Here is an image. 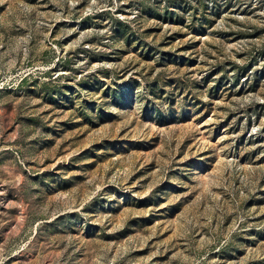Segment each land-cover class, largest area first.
Instances as JSON below:
<instances>
[{
	"label": "rangeland",
	"instance_id": "374dc122",
	"mask_svg": "<svg viewBox=\"0 0 264 264\" xmlns=\"http://www.w3.org/2000/svg\"><path fill=\"white\" fill-rule=\"evenodd\" d=\"M0 264H264V0H0Z\"/></svg>",
	"mask_w": 264,
	"mask_h": 264
}]
</instances>
